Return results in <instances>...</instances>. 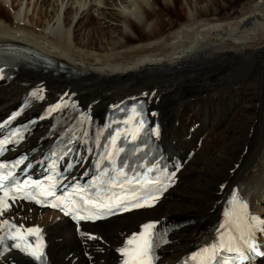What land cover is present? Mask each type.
I'll return each mask as SVG.
<instances>
[{"label":"bare ground","instance_id":"6f19581e","mask_svg":"<svg viewBox=\"0 0 264 264\" xmlns=\"http://www.w3.org/2000/svg\"><path fill=\"white\" fill-rule=\"evenodd\" d=\"M177 1L161 9L158 0H0V46L31 47L66 72L19 73L3 84L0 120L20 104L28 114L54 102L97 117L145 96L168 153L195 152L159 206L83 225L80 234L52 212L15 209L19 225L43 227L47 264H118L119 248L141 224L192 217V228L162 249L160 264H174L227 211L233 193L251 197L256 214L264 210V0H245L237 13H223L226 0H183L190 10L179 25ZM56 133L44 124L27 143L47 148ZM12 263L35 264L14 253L0 260Z\"/></svg>","mask_w":264,"mask_h":264},{"label":"snow or ice","instance_id":"6c2138e0","mask_svg":"<svg viewBox=\"0 0 264 264\" xmlns=\"http://www.w3.org/2000/svg\"><path fill=\"white\" fill-rule=\"evenodd\" d=\"M2 187V185H0ZM5 196H7V192H5ZM152 199H156V197H152ZM87 203V201L85 202ZM0 204H4L3 201H0ZM230 208L225 212V216L228 217L227 224L231 225V227H226V225H221V228L224 229V232H222L220 238H219V244H212L207 248L202 249L200 252H198L196 255L192 257L193 260H197L198 258L200 260H207L210 262V264H214V262L217 259V253L221 250H227L228 252H235L237 259L243 260L246 258V253L242 252L239 247L233 248L232 241L236 239L234 235H231L232 229L234 228L240 236V239L245 240L246 244H249V247L252 251H256V245L252 243L254 240V231H260L264 233V218H261L257 216L254 212L249 211V207L247 202H245L237 193H233L231 196V200L229 201ZM236 205H239L240 212L237 213L235 211ZM95 206V205H93ZM153 206L151 203V200H145L143 203H134L131 205L132 208H143V207H151ZM4 207L6 208L7 205L4 204ZM129 207H125L124 211H129ZM68 214L67 212L65 213ZM92 219V217H84L81 216L80 219ZM153 227L152 224H146L144 225L145 231L148 229H151ZM19 232V229L17 230ZM28 234H35L38 232L36 229H28ZM225 233H229L228 240L225 241L224 236ZM90 239H96L94 236H90L89 234H85ZM144 233H138L134 235L132 238L128 240V245H132L139 236H143ZM245 235H247V239H245ZM11 239H23L22 236H12ZM13 247H16L20 249L23 252H26L28 255L33 256L36 260H41L43 257V253L37 251L36 249H33L29 251V249L32 248L31 244H24L21 245L20 243H16L12 245ZM153 247V241L151 239H145L142 244L137 245L135 249H129V248H122L121 253L124 256H128L129 252L131 251L133 253V258L130 260H125L124 264H144V260L142 257H145L149 254V252L152 250Z\"/></svg>","mask_w":264,"mask_h":264},{"label":"rangeland","instance_id":"374dc122","mask_svg":"<svg viewBox=\"0 0 264 264\" xmlns=\"http://www.w3.org/2000/svg\"><path fill=\"white\" fill-rule=\"evenodd\" d=\"M195 1H200V0H193V3L195 2ZM230 5H229V7H227L226 9H224L223 10V13H237L239 10H240V8L242 7L241 6V4H243L244 2H245V0L243 1V0H238V1H233V2H230L229 0H226ZM158 6H159V8H161V9H165L164 8V0H158ZM190 5L186 2V1H183V0H178L177 2H176V5H175V7L174 8H176V12H177V15H179L178 17H176V19H175V22L177 23V25H179V23H183L184 21H185V19H186V16H187V13L189 12V10H190V7H189ZM173 8V9H174ZM189 9V10H188ZM1 10H5V8L3 7V8H1ZM183 10V11H182ZM91 19H90V23L92 24L93 23V21H95V19L94 18H92V17H90ZM166 20H167V18H165ZM178 21V22H177ZM164 23H167V22H164ZM165 96V95H164ZM163 96V97H164ZM162 97V98H163ZM262 207L264 208V202L262 203ZM262 208V209H263ZM261 216L262 217H264V210L262 211V214H261ZM182 218H184V217H182ZM188 218H190V217H186L185 219H188ZM192 218V217H191ZM186 228H192V227H186ZM185 228V229H186ZM184 229V230H185Z\"/></svg>","mask_w":264,"mask_h":264}]
</instances>
